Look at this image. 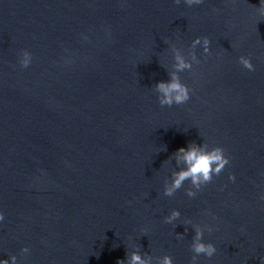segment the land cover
Masks as SVG:
<instances>
[{"label": "water", "instance_id": "water-1", "mask_svg": "<svg viewBox=\"0 0 264 264\" xmlns=\"http://www.w3.org/2000/svg\"><path fill=\"white\" fill-rule=\"evenodd\" d=\"M255 7L259 0H0V258L117 264L135 245L191 264V220L212 226L204 239L217 248L199 264H262L264 18ZM196 36L209 38L211 52L197 48L200 62L180 74L191 99L161 106L154 85L169 78L171 46L187 53ZM191 141L223 147L230 164L196 197L186 196L187 182L165 197L175 166L166 160ZM174 208L180 219L165 223Z\"/></svg>", "mask_w": 264, "mask_h": 264}, {"label": "clouds", "instance_id": "clouds-1", "mask_svg": "<svg viewBox=\"0 0 264 264\" xmlns=\"http://www.w3.org/2000/svg\"><path fill=\"white\" fill-rule=\"evenodd\" d=\"M175 3H184L188 7H193L204 3V0H175ZM259 17L264 18V0H259V7H255ZM82 39L87 40V36ZM211 41L207 36H196L192 39L187 53L176 45L171 46L172 64L171 71H168V80L158 81L154 85V91L157 94L158 103L161 106L171 107L173 105L186 104L191 99L192 90L181 79V73L191 71L194 64H198L197 48L202 50V54L207 55L211 52ZM66 62H71L66 60ZM238 62L243 68L249 72L255 71V65L252 63L250 56L241 55ZM18 63L21 68H28L32 63V53L24 49L20 52ZM161 150L166 151V147ZM160 150V151H161ZM175 161L173 166L163 183V195L165 197H173L177 191L184 188L188 198H194L198 193L204 190V187L212 182L214 177L219 176L230 164L229 157L225 154L223 147L216 145L210 146L208 143H196L191 141L187 146L179 147L168 160ZM165 162V161H164ZM163 162V163H164ZM229 181L235 182L234 174H229ZM222 185L220 190L223 191ZM264 199V196L261 197ZM181 217L179 209H172L169 214L164 217V222L174 224ZM4 221V213L0 211V222ZM185 232L188 231L187 226H191L194 231L191 243L189 245L192 252L191 264H199L201 256L211 259L217 252V248L211 241H205V231L211 232L212 226L209 224H194L191 220H185ZM182 237L183 234H177ZM30 249L25 246L21 249L22 253H28ZM264 264V257L261 258ZM0 264H17V256L11 255L7 259L0 258ZM117 264H174L173 258L169 254L162 256H153L147 252H141L140 248L133 245L130 251H126L125 258L118 260Z\"/></svg>", "mask_w": 264, "mask_h": 264}]
</instances>
